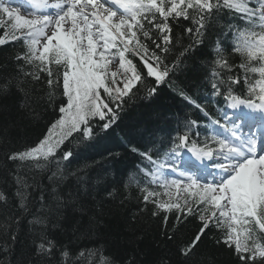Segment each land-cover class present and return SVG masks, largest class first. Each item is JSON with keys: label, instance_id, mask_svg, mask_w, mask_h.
I'll return each instance as SVG.
<instances>
[{"label": "snow or ice", "instance_id": "snow-or-ice-1", "mask_svg": "<svg viewBox=\"0 0 264 264\" xmlns=\"http://www.w3.org/2000/svg\"><path fill=\"white\" fill-rule=\"evenodd\" d=\"M222 21L199 66L196 87L206 95L196 98L180 77ZM0 29V171L15 188L0 191L5 259L35 200L29 251L18 264H93L97 256L99 264H117L103 256L113 190L98 194L105 177L90 178L87 165L72 167L78 163L72 145L92 147L120 126L129 105L151 103L164 86L195 115L157 114V124L167 119L169 127H138V142L122 139L141 160L126 173L140 190L141 211L159 216L165 235L198 219L192 238L176 248L179 264H215L202 251L213 231L215 244L231 250L237 264H264V0H21L15 6L0 0ZM14 93L23 99L9 105ZM45 113V131L15 147L14 130ZM106 155L110 163L119 159L115 150ZM38 168L49 172L47 193L21 171ZM151 185L167 189L168 199ZM61 232L66 242L56 239ZM93 238L98 247L73 251L74 242ZM123 264L140 261L130 255Z\"/></svg>", "mask_w": 264, "mask_h": 264}, {"label": "trees", "instance_id": "trees-1", "mask_svg": "<svg viewBox=\"0 0 264 264\" xmlns=\"http://www.w3.org/2000/svg\"><path fill=\"white\" fill-rule=\"evenodd\" d=\"M222 27L223 21L206 38L205 43L209 44V47L200 46L196 49V52L200 53V55L188 61V67L180 77V80L189 85L196 98L204 95L196 87V85L200 84L199 66L206 57L207 52L211 50L210 42L216 39V33ZM2 31L3 29H0V32ZM173 35L174 37L181 36L186 41V37L182 36L180 28H173ZM16 50L18 49H10V51ZM233 58H235V55ZM236 62L239 63V59H236ZM31 87L32 85H28L29 89ZM22 99L23 96L20 93H14L8 104L15 105ZM181 110L189 112V109L186 108L185 103L179 96L161 86L158 96L153 98L151 103L138 99L129 105L127 110L122 113L121 121L119 122L120 126L115 131L110 129L107 133H101L98 141L94 142L92 147H86L79 143L72 145V150L76 153L78 161V163H73L72 167L87 165L85 171L90 178L95 179L98 175L105 177L104 183L97 185L98 194L102 193L106 186H110L113 190L111 204L105 205L107 214L104 217V231L109 234L107 236L109 243L104 246L103 256L114 258L117 264H123L124 259L130 255H134L140 261V264H179L181 258L176 255L177 246L189 241L197 231L198 219L189 217L188 221L191 222L185 221L184 225L180 226L182 230L178 228L175 231H168L167 235H165L166 229L160 217L152 216L147 211H141V205L137 199L141 194L140 190L135 183L129 184L126 176V173L136 167V163L141 160L139 156L126 150L122 139L127 137L134 142H138V127L140 130H143L144 127H169L167 119H160L157 124L155 116L158 114L163 117L164 114H171ZM189 114L195 115L192 112H189ZM48 119L49 116L45 113L44 119L39 122L28 123L24 121L20 128L13 132V135H15L14 146L23 148L34 142L45 131ZM110 150H115L118 153V161L110 163L111 158L106 155ZM105 168H110L111 171L105 172ZM21 171L28 173L27 179L30 184H39V187L43 188L45 193H47L49 186L47 176L49 172L46 168L22 169ZM0 191H6L9 194L15 192L11 182L5 185L2 171H0ZM29 191L34 195L39 194V189L37 188L29 189ZM158 193L160 194V199H168L161 192ZM29 199H32V197L30 196ZM122 200L125 202L121 203ZM37 207L36 201L33 200L30 210L24 212L21 216L20 223L22 227L17 230L18 244L13 248L11 254L7 256V259H5V254L0 252V261H4V264H18L27 256L30 246V233L27 222L31 219L32 211L36 210ZM148 207L151 208L152 205ZM132 217H138V219L133 220ZM172 222V214H169V224ZM3 223L4 216L0 212V225ZM177 232L179 233L178 235ZM116 233L119 234L118 237L112 235ZM216 234L215 231L209 234L208 239L204 242L202 251L208 254L209 257H214L215 264H237V258L230 254L231 250L215 244ZM169 236L172 239H168ZM117 238L119 239V244L113 245L111 240ZM56 239L66 242L69 236L61 232L57 234ZM6 242L5 230L0 227V248L4 247ZM74 244L73 251L80 247L94 248L99 246L95 243V238L92 240L81 239L78 242H74ZM99 259L100 257L97 256L93 264H99Z\"/></svg>", "mask_w": 264, "mask_h": 264}]
</instances>
